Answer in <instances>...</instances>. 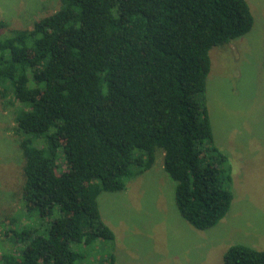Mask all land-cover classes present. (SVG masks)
Returning a JSON list of instances; mask_svg holds the SVG:
<instances>
[{
	"label": "trees",
	"instance_id": "obj_1",
	"mask_svg": "<svg viewBox=\"0 0 264 264\" xmlns=\"http://www.w3.org/2000/svg\"><path fill=\"white\" fill-rule=\"evenodd\" d=\"M60 1L31 28L0 21V97L18 104L22 197L39 220H0V264L97 258L98 240H115L98 196L125 190L158 150L180 216L198 230L217 225L234 196L204 96L210 51L252 29L248 2ZM223 261L264 264V250L233 245Z\"/></svg>",
	"mask_w": 264,
	"mask_h": 264
},
{
	"label": "rangeland",
	"instance_id": "obj_2",
	"mask_svg": "<svg viewBox=\"0 0 264 264\" xmlns=\"http://www.w3.org/2000/svg\"><path fill=\"white\" fill-rule=\"evenodd\" d=\"M246 1L253 27L211 49L204 95L214 143L232 166L234 198L228 213L206 230L184 220L175 204V181L158 150L153 166L130 179L125 190L100 193V214L115 234L114 244L98 240L99 259L80 264H102L109 252L114 264H224L223 255L233 245L264 250V0ZM60 6V0H0V21L27 29ZM8 100L13 99L0 97V220L19 217L21 225L38 228L22 197L18 104Z\"/></svg>",
	"mask_w": 264,
	"mask_h": 264
}]
</instances>
